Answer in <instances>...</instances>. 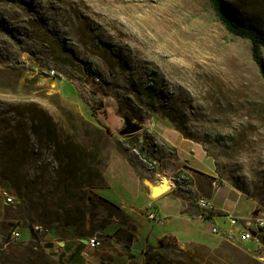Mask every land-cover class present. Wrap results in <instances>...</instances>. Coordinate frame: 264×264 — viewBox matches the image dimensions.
<instances>
[{"label": "rangeland", "instance_id": "rangeland-1", "mask_svg": "<svg viewBox=\"0 0 264 264\" xmlns=\"http://www.w3.org/2000/svg\"><path fill=\"white\" fill-rule=\"evenodd\" d=\"M225 2L242 26L264 33V0ZM59 105L86 125L62 112L59 120ZM30 106L80 144L99 140L92 166L103 183L77 190L79 197L52 195L59 166L53 148L30 133ZM125 118L140 131L121 135ZM19 124L32 148L22 172L64 217L19 220L0 196V262L18 264L34 250L63 264L56 241L78 237L69 219L85 224L83 239L96 237L100 250L137 264H147L149 248L160 255L150 264H264V228L259 243L245 242L208 233L202 217L181 213L221 185L240 195L238 214L264 222V79L251 43L226 30L209 0H0V134ZM168 134L202 148L210 169H180ZM164 177L172 188L152 198L151 186ZM3 188L13 189L0 174ZM152 211L159 222L149 219ZM35 224L42 234L29 229ZM16 227L19 240L11 238Z\"/></svg>", "mask_w": 264, "mask_h": 264}, {"label": "trees", "instance_id": "trees-1", "mask_svg": "<svg viewBox=\"0 0 264 264\" xmlns=\"http://www.w3.org/2000/svg\"><path fill=\"white\" fill-rule=\"evenodd\" d=\"M216 16L221 21L226 30L235 37L246 39L251 43V56L257 65L264 79V33L242 26L232 15L226 6L225 0H209ZM91 72L90 68H87ZM151 87L150 89H153ZM58 118L60 112L67 113L73 121L85 124L80 117L74 113L58 108ZM29 130L39 145H50L53 148V158L58 163L59 171L56 182L59 186L57 192L52 195L63 194L65 197L75 195L77 190L93 189L98 183H103V175L99 169L93 167L92 163L100 156L99 140L90 139L87 144L77 142L76 134H66L60 130V122H56L49 114L36 106H30L27 110ZM118 113L120 111L118 110ZM13 133L8 135L0 134V174L10 182L17 195V200L13 207L17 209L19 220L29 222L41 221L47 224L61 222L63 220L59 210L54 208L55 204L49 199L44 190L37 183H33L28 176L22 172V167L31 159L32 148L24 125L19 124L13 128ZM90 147V148H89ZM60 164L65 165L66 169L60 172ZM60 187H62L60 192ZM224 186H219L221 190ZM60 197V196H59ZM60 199V198H59ZM181 213L191 218L203 217L206 221L205 230L211 233L213 225L208 221L214 216H225L221 211L202 210L198 206L185 203ZM66 215H69L67 213ZM85 218H82V220ZM64 220L66 224L76 225V235L85 238V224H80L79 220ZM32 226V225H30ZM164 240L160 241L162 247ZM155 248H149L146 252V263L160 257L155 253ZM19 262V261H18ZM0 264H5L0 262ZM18 264H55L45 255L38 254L34 250L22 255Z\"/></svg>", "mask_w": 264, "mask_h": 264}, {"label": "crops", "instance_id": "crops-1", "mask_svg": "<svg viewBox=\"0 0 264 264\" xmlns=\"http://www.w3.org/2000/svg\"><path fill=\"white\" fill-rule=\"evenodd\" d=\"M166 140L172 147L177 150L178 162L182 164V167L180 169L185 171L195 170L202 173L205 172L202 169H210L208 162L209 158L205 155L202 148L196 146L192 141L185 139L180 134H168ZM191 164H193V166H191ZM194 166H198L199 169ZM239 197L240 195L236 190L232 189L229 186H224L221 190H214V192L208 197V199L212 201V203L214 204V209L216 211H221L226 215H233L238 218H246L248 217L247 215L245 216L243 214H238L236 211ZM159 213L162 216L160 209ZM163 218L166 219L167 217ZM215 222L221 228H225L228 225L226 220L221 216H217ZM205 225L206 221L204 222V226ZM171 235L177 236L175 234ZM162 237H160V239ZM60 241H65V246L66 248H68L67 251L65 248L64 252L60 255L62 256L63 264H137L135 262H132V260L129 259V257L125 254L107 252L104 250H100L99 247L91 248L83 238L71 236ZM137 241L138 235L135 239L133 245L134 247ZM108 255H112L110 256L111 260L104 262V259L109 257Z\"/></svg>", "mask_w": 264, "mask_h": 264}, {"label": "built area", "instance_id": "built-area-1", "mask_svg": "<svg viewBox=\"0 0 264 264\" xmlns=\"http://www.w3.org/2000/svg\"><path fill=\"white\" fill-rule=\"evenodd\" d=\"M0 196L4 204L7 206H12L17 201V195L12 188L0 189ZM197 206L202 210H215L212 201L205 197H202L197 201ZM221 217L227 221L229 228L227 230H222V228L215 222L217 216H214L208 220L213 225V230L211 232L212 234L220 235L222 233H227L237 236L245 242H260L259 233L261 229L264 228V222H259L258 224L254 225L249 218H238L233 215H225ZM159 218L160 216L155 211L149 213V219L151 221L159 222ZM29 229L37 235H40L44 232V228L37 224L30 226ZM21 237L22 233L20 227H16L14 230H12L11 238L13 240H19ZM85 241L91 248H98L101 245L100 241L96 237L87 238ZM55 244L56 251H59L62 254L66 248L65 241H56ZM2 251L3 249L0 247V253Z\"/></svg>", "mask_w": 264, "mask_h": 264}, {"label": "water", "instance_id": "water-1", "mask_svg": "<svg viewBox=\"0 0 264 264\" xmlns=\"http://www.w3.org/2000/svg\"><path fill=\"white\" fill-rule=\"evenodd\" d=\"M140 129H141V127L139 125H137L136 123H134L131 119L125 118V128L120 132V134L123 136L133 135V134L139 132ZM168 183H170L168 178L164 177L163 181L159 185L154 186L155 192L151 193V195H154V196L160 195L161 196L164 193H166L168 190H170L172 188V186L170 184V185H168L169 189L167 191H165ZM254 214L256 215L257 212H255Z\"/></svg>", "mask_w": 264, "mask_h": 264}, {"label": "bare ground", "instance_id": "bare-ground-1", "mask_svg": "<svg viewBox=\"0 0 264 264\" xmlns=\"http://www.w3.org/2000/svg\"><path fill=\"white\" fill-rule=\"evenodd\" d=\"M120 1H121V0H120ZM113 2H115V1H113ZM123 2H124V1H123ZM123 2H122V3H123ZM119 3H120V2H119ZM110 4H111V3H110ZM170 184H171V183H168V184H167V186H166V190H165V191H167V190L169 189L168 185H170ZM154 188H155L154 186H151V191H152V193L155 192V191H154V190H155ZM151 196H152V198L155 199V198H158L160 195H157V196L151 195Z\"/></svg>", "mask_w": 264, "mask_h": 264}]
</instances>
